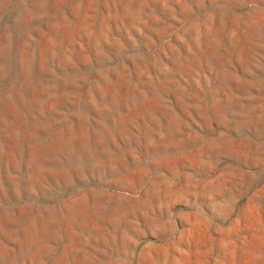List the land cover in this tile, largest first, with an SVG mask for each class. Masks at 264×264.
I'll list each match as a JSON object with an SVG mask.
<instances>
[{
    "label": "rangeland",
    "instance_id": "374dc122",
    "mask_svg": "<svg viewBox=\"0 0 264 264\" xmlns=\"http://www.w3.org/2000/svg\"><path fill=\"white\" fill-rule=\"evenodd\" d=\"M0 264H264V0H0Z\"/></svg>",
    "mask_w": 264,
    "mask_h": 264
}]
</instances>
